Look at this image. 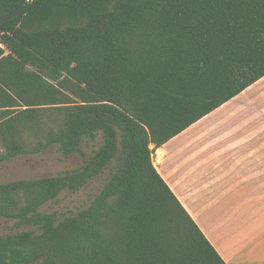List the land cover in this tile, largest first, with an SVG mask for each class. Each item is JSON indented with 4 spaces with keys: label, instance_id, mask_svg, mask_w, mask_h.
Returning <instances> with one entry per match:
<instances>
[{
    "label": "trees",
    "instance_id": "1",
    "mask_svg": "<svg viewBox=\"0 0 264 264\" xmlns=\"http://www.w3.org/2000/svg\"><path fill=\"white\" fill-rule=\"evenodd\" d=\"M19 0H0V17ZM0 163L84 164L0 184V264H227L152 155L264 76V0H32L0 24ZM109 169L87 208L41 212Z\"/></svg>",
    "mask_w": 264,
    "mask_h": 264
},
{
    "label": "crops",
    "instance_id": "2",
    "mask_svg": "<svg viewBox=\"0 0 264 264\" xmlns=\"http://www.w3.org/2000/svg\"><path fill=\"white\" fill-rule=\"evenodd\" d=\"M152 158L227 264H264V76Z\"/></svg>",
    "mask_w": 264,
    "mask_h": 264
},
{
    "label": "rangeland",
    "instance_id": "3",
    "mask_svg": "<svg viewBox=\"0 0 264 264\" xmlns=\"http://www.w3.org/2000/svg\"><path fill=\"white\" fill-rule=\"evenodd\" d=\"M101 142V135L94 141L85 140L82 144L83 154L65 156L58 146H53L39 154L19 155L1 162L0 184L21 179L57 176L66 171L76 170L93 154L94 150L99 148ZM109 172V169L103 171L78 191H62L55 201L46 203L40 211L55 213L57 217L65 218L87 208L105 184ZM27 230L37 232V228L31 225L18 227L16 220L0 217V236Z\"/></svg>",
    "mask_w": 264,
    "mask_h": 264
},
{
    "label": "water",
    "instance_id": "4",
    "mask_svg": "<svg viewBox=\"0 0 264 264\" xmlns=\"http://www.w3.org/2000/svg\"><path fill=\"white\" fill-rule=\"evenodd\" d=\"M24 6H25V0H19V5L14 11L0 17V24L18 16V14L22 11Z\"/></svg>",
    "mask_w": 264,
    "mask_h": 264
},
{
    "label": "built area",
    "instance_id": "5",
    "mask_svg": "<svg viewBox=\"0 0 264 264\" xmlns=\"http://www.w3.org/2000/svg\"><path fill=\"white\" fill-rule=\"evenodd\" d=\"M30 1H32V0H25V2H30ZM2 44H0V46H1Z\"/></svg>",
    "mask_w": 264,
    "mask_h": 264
}]
</instances>
